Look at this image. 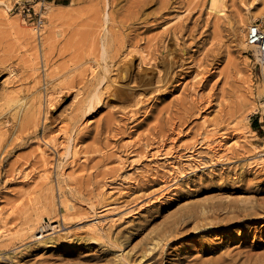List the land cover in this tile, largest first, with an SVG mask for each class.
<instances>
[{
  "label": "rangeland",
  "instance_id": "obj_1",
  "mask_svg": "<svg viewBox=\"0 0 264 264\" xmlns=\"http://www.w3.org/2000/svg\"><path fill=\"white\" fill-rule=\"evenodd\" d=\"M23 1L0 4V264L264 259V165L248 164L250 133L233 130L250 109L247 69L256 82L260 74L250 51L237 48L236 27L264 0H224L220 14L210 0H27L29 17ZM145 71L153 73L142 83ZM115 80L129 98L83 109ZM68 143L77 150L67 154ZM110 190L108 211L101 195ZM94 217L101 235L93 238L79 226Z\"/></svg>",
  "mask_w": 264,
  "mask_h": 264
},
{
  "label": "bare ground",
  "instance_id": "obj_2",
  "mask_svg": "<svg viewBox=\"0 0 264 264\" xmlns=\"http://www.w3.org/2000/svg\"><path fill=\"white\" fill-rule=\"evenodd\" d=\"M43 4V3H45L44 1H42V2H40V4ZM0 4H4L5 5V8L7 9V10H9L10 8H11V4H9V3H7V0H0ZM46 6H47V4H46ZM209 6H210V8L214 11V12H216V13H218V14H220V13H224V11H225V3H224V0H210L209 1ZM50 8H51V6H50ZM6 10V11H7ZM42 10V9H41ZM250 11V10H249ZM248 11V12H249ZM46 12V10H44L43 9V12H42V14L43 13H45ZM44 15H48V14H44ZM264 16V7H262L261 9H259V11L256 13V14H252V13H246L245 14V16H243L239 21H238V24H237V27H236V35H237V39H236V45H237V48L239 49V50H247V49H249V48H251L252 46L251 45H249L248 43H247V41H246V28L248 27V26H250L254 21H257L260 17H263ZM33 29H34V27H32ZM41 28V27H40ZM40 28L37 26V29H34L35 30V32H39V30H40ZM167 46V45H166ZM164 48V47H163ZM166 48V47H165ZM164 48V49H165ZM102 51H103V53H102V55L104 54V55H106L105 53L107 52L106 51V48L105 47H103V49H101ZM172 52V51H171ZM170 51H168L167 53V55L165 56V58H164V61L166 62V65L168 66V68H169V59L171 58V53ZM103 55V56H104ZM257 56H256V60H258L259 59V55H258V53L256 54ZM102 56V57H103ZM105 57V56H104ZM97 58H98V56H97ZM100 58V57H99ZM100 60H103L102 58H100ZM130 61H128V64L127 65H125L124 66V68H125V76L127 75V73L129 72L128 70H129V67L128 66H130ZM143 63V62H142ZM199 64V63H198ZM95 65H97V64H95ZM101 65V64H100ZM93 66V65H92ZM10 67V66H9ZM8 67V68H9ZM99 67V66H98ZM33 68V67H32ZM89 68H90V70H91V72H92V70H93V68H94V66L93 67H91V66H89ZM97 68V67H96ZM106 68V67H105ZM105 68H103V69H105ZM251 68V67H250ZM14 69V68H13ZM8 70V72L10 73V71H9V69H7ZM15 70V69H14ZM17 70V69H16ZM106 70V69H105ZM165 70H166V68H165ZM248 70V72H246V74H245V76H244V82H245V85H244V88H245V91H244V98H245V100H244V104H243V107H245V106H249L250 107V109L249 110H247L245 113L244 112H241L240 114V116L238 117V120H237V123H236V125L234 126V128H233V130L235 131V133L236 134H241L242 136L246 133V132H249L250 134H249V137H248V140L250 141V143H251V145H252V153H250L249 155H247V157L246 158H249V160H248V164H251L252 162H253V165H258V166H263L264 165V143L263 144H261V145H256V144H254L253 143V141H255V140H257V139H259L260 138V136L256 133V131H254V129L250 126V124H249V113L251 112L252 113V111H254L255 112V108H261V104H262V101H260V98H261V96H262V94H263V92H264V64H263V66H262V68H261V72H260V74L258 75L259 76V80L256 82V81H254L252 78H251V71H249V68L247 69ZM12 71V70H11ZM94 71H95V69H94ZM103 71V70H102ZM188 71V70H187ZM63 72V71H62ZM77 72V71H76ZM174 72V71H173ZM74 73V72H73ZM72 73V74H73ZM102 73V72H101ZM103 73H105V72H103ZM152 73L153 72H151V71H145V72H141L140 73V81L141 80H145V78H150V77H152L151 75H152ZM15 74H16V71H15ZM71 74V73H70ZM139 74V73H138ZM164 74H167V73H164ZM173 74V73H172ZM68 75V74H67ZM168 75V74H167ZM163 76V75H162ZM165 76V75H164ZM187 77V76H186ZM192 77V76H191ZM136 77H134V79H135ZM159 78V77H158ZM162 78V77H161ZM161 78H159V79H161ZM151 79V78H150ZM165 80V79H164ZM166 81V80H165ZM142 82V81H141ZM145 82V81H144ZM159 82H161V80L159 81ZM143 83V82H142ZM114 86L112 87V90H111V92L109 93V94H107L105 97H103L102 95H101V90L99 89V87L98 88H95V90L94 91H92L91 93H90V96L88 97V99L85 101V103L83 104V109H85L86 111L88 110H92L93 108H94V106L98 103V102H101V104H103V106H110L111 107V105L112 104H114L113 102L115 101H113L112 102V100L116 97V96H118V97H120V98H124V100L125 99H127V98H129V96L131 95L130 94V92H127V91H125V89H124V83L122 84V82H120V81H114ZM157 84V83H156ZM98 86V85H97ZM51 88V86H47L46 88H45V96L48 94V92L51 90L50 89ZM54 89V88H53ZM132 89V88H131ZM129 91H130V89H129ZM33 92V91H32ZM44 93V92H43ZM129 93V94H128ZM32 94V93H31ZM42 94V93H41ZM16 95H18V94H16ZM24 95V94H23ZM134 95V94H133ZM24 96H26V95H24ZM17 97V96H16ZM16 97L14 96V99H13V97H12V99H13V101L16 99ZM117 97V98H118ZM134 97V96H133ZM20 98V97H19ZM18 98V99H19ZM43 98V97H42ZM138 98V97H137ZM25 99V98H24ZM27 99V98H26ZM17 100V99H16ZM20 100V99H19ZM21 100H23V97H22V99ZM18 101V103H19V105L21 106V104L23 105V108H25L26 107V109L28 110V106H29V103H26V100H24V101ZM32 100V99H31ZM42 100V99H41ZM43 101V100H42ZM7 102V101H6ZM9 102H10V98H9ZM12 102V101H11ZM21 103V104H20ZM31 103V105H32V102H30ZM28 105V106H27ZM46 105V104H45ZM20 106H18V108L20 107ZM32 107H34V106H32ZM39 108V105H37L36 106V109H38ZM41 108H42V105H41ZM253 108H254V110H253ZM25 109V110H26ZM34 109V108H33ZM32 109V110H33ZM244 109V108H243ZM19 110H21L20 108H19ZM84 110V111H85ZM263 110V109H262ZM18 111V110H17ZM87 111V112H88ZM24 112H26V111H24ZM30 112V111H29ZM253 112V113H254ZM42 113H44V112H42ZM32 115V114H31ZM31 115H29V116H31ZM45 115H46V113H45ZM29 116H27V117H29ZM36 117H38V116H36ZM236 122V121H235ZM1 132V131H0ZM4 134V133H3ZM215 135V134H214ZM224 138H225V134H221ZM220 135V136H221ZM3 137V136H2ZM208 137H210L209 135H208ZM222 139V138H221ZM37 140V139H36ZM220 141V140H219ZM42 140H40V139H38L37 141H36V146H37V148L36 149H38V151L40 152V153H42V155H44L45 154V150L43 149V147H42ZM221 142V141H220ZM45 143H47V142H45ZM216 144V143H215ZM71 145V144H70ZM70 145H69V143H68V145L66 146V150H65V152L68 154V153H70V152H74V151H76V150H74V148L72 147H70ZM217 145V144H216ZM63 146V145H62ZM170 146V145H169ZM127 147V146H126ZM213 147H214V144L212 145V141L209 139L208 140V143L205 145V148H207L208 149V153L211 151V150H213ZM165 149V148H164ZM170 149V148H169ZM55 150V149H54ZM226 150V149H225ZM229 151V150H228ZM168 152H170V151H168ZM215 152V151H214ZM74 154V153H73ZM79 154V153H78ZM78 154H77V156H78ZM176 154V153H175ZM132 155V154H131ZM149 155V154H148ZM45 156V155H44ZM47 156V155H46ZM45 156V157H46ZM74 156H76V155H74ZM156 156V155H155ZM173 156V155H172ZM178 156V155H177ZM149 157V156H148ZM189 157H191V158H193L194 156H192V154H190L189 155ZM117 158L120 160V161H123V159H125L123 156H121L120 154H118L117 155ZM163 158V157H162ZM178 158V157H177ZM253 158H258V160H255V159H253ZM74 159V158H73ZM78 159V158H77ZM130 159V158H129ZM217 159V158H216ZM251 159H253V160H251ZM128 160V159H127ZM195 160V159H194ZM115 161V160H114ZM189 161H192V160H189ZM77 162V161H76ZM75 162V163H76ZM118 162V161H117ZM125 162V161H124ZM127 162H129V161H127ZM179 162V161H178ZM213 162V161H212ZM58 163V162H57ZM74 163V162H73ZM74 163V164H75ZM47 164L48 163H46L45 165H44V172L43 173H41V177L42 176H44V177H46V172H47ZM184 164V163H183ZM63 165V164H62ZM62 165H58L57 164V169H58V174H63V166ZM118 165V164H117ZM174 165V164H173ZM82 166H83V164H82ZM127 166V165H126ZM184 166V165H183ZM125 167V166H124ZM80 168V167H79ZM179 169V168H178ZM79 170V169H78ZM175 170V169H174ZM180 171V170H179ZM183 174V173H182ZM177 175V174H176ZM180 175H181V173H180ZM61 176V175H60ZM42 179V178H41ZM172 180H174V179H172ZM110 193H111V190L109 191V193H106V192H104L102 195H101V199L105 202V203H103L104 205L102 206L103 207V209L104 210H108V211H111L112 209H113V204H114V201L113 200H111V195H110ZM99 197V196H98ZM61 198V197H60ZM69 200V199H68ZM68 200H66V201H68ZM64 201V200H63ZM69 202V205L71 204L70 203V201H68ZM117 202V201H116ZM67 203V202H66ZM64 204H65V202H64ZM91 207L93 206L92 204H89ZM64 206H68V205H64ZM71 206V205H70ZM72 206H73V204H72ZM71 206V207H72ZM115 207H117V206H115ZM51 209V208H50ZM102 209V208H101ZM196 209V208H195ZM195 211H197V210H195ZM203 211V210H202ZM39 212V211H38ZM48 212H49V210H48ZM106 212V211H105ZM104 212V213H105ZM40 213H44V211L42 210V212H40ZM107 213V212H106ZM51 214V213H50ZM98 214H102V213H98ZM38 215V214H37ZM36 215V216H37ZM42 215V214H41ZM106 215V214H105ZM35 216V217H36ZM88 216V215H87ZM94 216H95V213H94ZM47 217V216H46ZM49 217V216H48ZM47 217V218H48ZM63 217V216H62ZM89 217V216H88ZM93 217V216H92ZM105 217V216H104ZM64 218V217H63ZM108 218V217H107ZM38 219V218H37ZM41 219V221H39L38 223H42L43 222V220H42V218H40ZM39 219V220H40ZM87 219V218H86ZM90 219V218H89ZM2 221H3V219H2ZM51 221V220H50ZM85 221V220H84ZM100 220L99 219H96L95 217H94V219L91 221V222H88V223H86V224H82L81 226H79V228H84L85 229V231L87 232V234H89L91 237H96V236H99V235H101V234H99V232H100V230H101V224H100V222H99ZM37 222V221H36ZM46 222V221H45ZM48 222V221H47ZM34 223V222H33ZM51 223V222H50ZM47 224V223H46ZM35 225V224H34ZM47 225H49V224H47ZM38 226V225H37ZM36 225H35V228L37 227ZM39 226H40V224H39ZM51 226V225H50ZM43 227H45V226H43ZM48 227V226H47ZM34 228V227H33ZM50 228V227H49ZM29 229V228H28ZM27 229V230H28ZM42 229H45L46 230V228H41V231H42ZM54 230V229H53ZM40 231V232H41ZM49 231V230H48ZM52 231V230H51ZM55 231V230H54ZM56 231H57V229H56ZM53 232V231H52ZM67 232V231H66ZM60 234V233H59ZM59 234H57V235H59ZM64 234V233H63ZM64 236V235H63ZM68 236V235H67ZM60 237H61V235H60ZM164 238V237H163ZM51 241H54V239H56V236H52L51 238H49ZM49 240V241H50ZM158 244V243H157ZM152 247V246H151ZM264 256V255H263ZM262 256V257H263ZM256 259H254V261H253V263L252 264H259V262H262V261H264V259H260L259 260V258H257V257H255ZM212 263L213 264H225V263H223V260L222 261H219V260H217L216 259V261H212ZM203 264H211V261H207V262H205V263H203ZM229 264H235V262H230Z\"/></svg>",
  "mask_w": 264,
  "mask_h": 264
},
{
  "label": "built area",
  "instance_id": "obj_3",
  "mask_svg": "<svg viewBox=\"0 0 264 264\" xmlns=\"http://www.w3.org/2000/svg\"><path fill=\"white\" fill-rule=\"evenodd\" d=\"M27 0L23 1V5L20 9V12L24 13L25 17H29L32 14V6L31 4H26ZM42 7H40V10ZM34 11V9H33ZM37 26L40 28L42 23V13H39L37 17ZM246 41L252 47L248 50L251 55L254 57V67H259V71L261 72V68L264 64V19L260 21H254L250 26L246 28ZM258 53L259 59L256 60V54ZM262 101L261 108H257L254 114L257 116V121L260 127L264 130V92L260 98ZM263 109V110H262Z\"/></svg>",
  "mask_w": 264,
  "mask_h": 264
},
{
  "label": "trees",
  "instance_id": "obj_4",
  "mask_svg": "<svg viewBox=\"0 0 264 264\" xmlns=\"http://www.w3.org/2000/svg\"><path fill=\"white\" fill-rule=\"evenodd\" d=\"M251 126H252L253 129H255L257 131H261L260 130V125H259V123L257 121V118L251 122Z\"/></svg>",
  "mask_w": 264,
  "mask_h": 264
},
{
  "label": "crops",
  "instance_id": "obj_5",
  "mask_svg": "<svg viewBox=\"0 0 264 264\" xmlns=\"http://www.w3.org/2000/svg\"><path fill=\"white\" fill-rule=\"evenodd\" d=\"M252 122V121H251ZM251 122H250V126H251ZM252 127V126H251ZM254 131H256L255 129H254ZM256 133H257V131H256Z\"/></svg>",
  "mask_w": 264,
  "mask_h": 264
}]
</instances>
